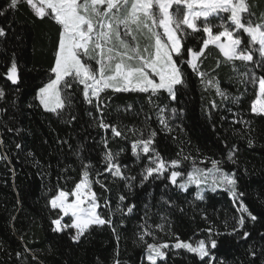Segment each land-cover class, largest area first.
Wrapping results in <instances>:
<instances>
[{
    "label": "trees",
    "instance_id": "obj_1",
    "mask_svg": "<svg viewBox=\"0 0 264 264\" xmlns=\"http://www.w3.org/2000/svg\"><path fill=\"white\" fill-rule=\"evenodd\" d=\"M9 3L10 0H0V10H5L0 26L7 32L6 37H0V89L5 92L0 98V139L4 141L0 144V156L7 157L0 159V264H114L116 259L120 264H148L144 247L137 239V234L143 231L140 226L145 222L151 225L157 242L170 243L175 239L166 233H175L181 240L194 243L207 239L208 233L201 230L212 226L224 233L213 237L218 241L213 250L217 264L220 259L226 264H264V117L250 112L255 88L248 85L245 91V85L238 82L231 65L222 63L217 69L216 59L223 61V57L212 48L202 67L217 78L220 88L229 96L227 100L218 96L215 88L206 89L187 66V84L180 87L175 101L170 100L167 93H161L153 97L150 104L143 93L106 90L101 93L107 105L105 119L127 136V139L113 138L110 130L105 132L98 127L99 113L95 104L84 101L82 86L74 85V103L62 117L42 109L35 99L36 91L49 79L59 25L47 17L37 18L27 4H21L14 11L8 8ZM248 3L255 14L253 18L258 21L264 14V0H248ZM188 44L195 47L198 41L189 37ZM13 59L19 67L17 85L5 76ZM235 63L239 71H245L241 62ZM261 71L256 69L258 75ZM236 96L241 97L238 103L232 100ZM212 100L218 105L215 109L211 107ZM160 108L165 111L160 113ZM173 108L177 109L175 116ZM70 115L76 119L70 121ZM161 116L167 120L171 132L161 125ZM240 119L249 124L233 123ZM149 128L156 131L153 146L165 159L177 158L183 148L184 154L196 158L198 167L209 168L211 160L215 159L222 161L225 171L237 174L238 190L246 193L242 199L258 217L253 222L245 214V229L251 233L247 240L240 238L243 230L228 235L236 226L232 218H238L240 213L232 206L227 192H206L201 201L195 199L194 188L182 192L163 178L150 177L142 183L141 172L148 160L141 154L137 161L132 155L131 142L140 136L139 131L132 130L143 129L146 136ZM105 137L113 153L123 149L118 162L126 176L135 177L125 181L110 173L100 175L99 179L109 191L93 184L101 200L108 201L111 213L103 206L99 211L105 217L112 215L120 236L119 244L107 226H93L87 239L82 238V242L76 244L71 240L73 229L61 233L52 230L51 220L57 218L59 211L52 209L48 201L59 189L74 187L83 165L91 166L93 176L106 167L103 161ZM249 139L253 141L251 147ZM17 143L21 144L20 149L16 148ZM234 147L238 149L235 164L227 160L229 150ZM200 160L206 163L200 164ZM191 167L190 160L183 161L178 170L186 173ZM181 179L183 176L178 182ZM121 196L125 197L124 201L120 200ZM166 201L171 202V206ZM133 204L132 213L123 215L116 211L117 206L126 211L127 206ZM64 220L70 222L68 218ZM225 220H228L227 227ZM161 224L164 231L158 227ZM146 240L152 242V236H147ZM249 248L255 251V258ZM165 251H168L167 260H158L157 264H204L184 249ZM33 255L37 259L34 260Z\"/></svg>",
    "mask_w": 264,
    "mask_h": 264
},
{
    "label": "snow or ice",
    "instance_id": "obj_2",
    "mask_svg": "<svg viewBox=\"0 0 264 264\" xmlns=\"http://www.w3.org/2000/svg\"><path fill=\"white\" fill-rule=\"evenodd\" d=\"M21 4H27L37 18L43 20L47 17L59 25V38L54 63L49 69V79L37 89L35 96L46 112L62 117L74 103V85H79L82 86L84 101L89 105L95 104L96 112L99 113L98 127L105 132L110 130L113 138L127 139L120 128L106 121L104 108L107 105L101 93L106 90L113 93H143L147 95L150 104L153 103V97L167 93L168 98L175 101L180 87L187 84V66L200 78L206 89L209 86L215 88L216 94L227 100L229 96L220 88L217 78L202 67L211 55L210 49L215 48L219 56L223 57V61L216 59L215 67L218 69L222 63L231 65L238 82L245 85V91L248 85L255 88L250 112L253 116L264 117V14H261L258 21L254 19L255 14L248 0H10L8 8L15 11ZM4 15L5 10H0V17ZM6 36L5 28L0 26V37ZM189 37L198 41L197 46L188 44ZM237 61L244 65L245 71H239L235 63ZM256 69H261V74L258 75ZM5 76L13 85L20 83L19 67L15 59L11 61ZM4 96L5 92L0 89V98ZM240 99V96L232 97L236 103ZM211 107H218L215 100L211 101ZM164 111L165 108H160V113ZM171 111L175 116L177 109ZM89 115L92 113L89 112ZM75 119V116L70 115V121ZM160 123L165 130L172 131L163 116L160 117ZM233 123L249 124L243 119L234 120ZM132 131L140 132V136L131 142L132 155L137 161L141 159V154L148 160L141 172L142 183L150 177L163 178L182 192H187L190 186L195 185V199L201 201L205 199L206 191L227 192L232 206L240 213L238 218H232L236 226L228 235L243 230L240 238L247 240L250 237V231L245 229V214L253 222L258 217L244 203L242 197L246 193L238 190L235 172L225 171L221 166L222 161L215 159L211 160L210 168L198 167L196 158L184 154L183 148L177 153V158L165 159L153 146L156 131L149 128L146 136L143 129ZM3 143L0 139V144ZM103 144L106 167L93 176L91 166L83 165L81 176L74 187L70 190L59 189L48 201L52 209L59 211L57 218L51 220L54 226L52 230L56 233L75 230L71 240L76 244L81 243L82 238L87 239L93 226L111 228L119 244L120 236L112 215L105 217L99 211L103 206L111 213L108 201L101 200L93 184H99L104 191H109L107 185L99 179L100 175L110 173L125 181L134 180L135 177L126 176L123 166L118 162L123 149L113 153L107 137ZM248 145H253L251 139ZM16 148L20 149L21 144L17 143ZM237 151L234 147L227 154V160L233 164L237 162L234 159ZM6 158L0 156V159ZM188 160L192 162L191 169L186 173L178 170L183 161ZM199 163L205 164L206 160H200ZM182 176L184 179L178 182ZM120 200L124 201L125 197L121 196ZM165 203L171 206V202ZM134 207V204L127 206L125 211L117 206L116 211L127 215L132 213ZM65 217L70 222L65 221ZM227 224L228 220H225L226 227ZM140 227L143 231L137 234V239L144 247L148 264H157L158 260L166 261L168 251L165 250L178 249L194 254L204 264H217L213 250L217 248L218 241L213 237L224 233L212 226L201 230L208 233L207 239H199L194 243L181 240L175 233H166L174 237V243L157 242L151 225L145 222ZM158 227L164 231L163 224ZM147 236H152V242L146 240ZM248 251L253 258L256 257L255 251L251 248ZM116 255H119L118 250ZM33 259L37 258L33 255ZM114 264H120L119 259ZM219 264L226 262L220 259Z\"/></svg>",
    "mask_w": 264,
    "mask_h": 264
},
{
    "label": "rangeland",
    "instance_id": "obj_3",
    "mask_svg": "<svg viewBox=\"0 0 264 264\" xmlns=\"http://www.w3.org/2000/svg\"><path fill=\"white\" fill-rule=\"evenodd\" d=\"M93 63H94V62H93ZM38 103H39V102H38ZM42 109H43V108H42ZM210 167H211V166H210ZM210 167H209V168H210ZM183 179H184V177H183ZM183 179H181V180H183ZM181 180H179V181H181ZM189 188H194L195 191L197 190L196 187H195V185H192V186H190ZM217 191H219V190H217ZM206 192H210V191H206ZM206 192H205V193H206ZM227 194H228V193H227ZM70 199H73V198L70 197ZM57 210H58V209H57ZM65 218H68V217H65ZM65 218H64V219H65ZM68 219H69V218H68ZM69 220H70V219H69ZM62 223H63V221H62ZM74 231H75V230H74ZM145 260H146V259H145Z\"/></svg>",
    "mask_w": 264,
    "mask_h": 264
}]
</instances>
